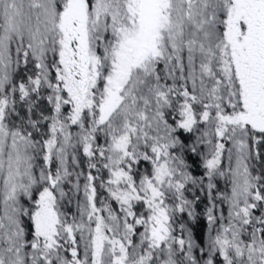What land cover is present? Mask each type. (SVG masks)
<instances>
[{
  "label": "snow or ice",
  "instance_id": "snow-or-ice-1",
  "mask_svg": "<svg viewBox=\"0 0 264 264\" xmlns=\"http://www.w3.org/2000/svg\"><path fill=\"white\" fill-rule=\"evenodd\" d=\"M0 264H264V0H0Z\"/></svg>",
  "mask_w": 264,
  "mask_h": 264
},
{
  "label": "trees",
  "instance_id": "trees-1",
  "mask_svg": "<svg viewBox=\"0 0 264 264\" xmlns=\"http://www.w3.org/2000/svg\"><path fill=\"white\" fill-rule=\"evenodd\" d=\"M143 167H147V165H143ZM202 170H198L197 174H201ZM219 186L221 188L224 187V182L223 181H219ZM186 195L188 196L189 199H192V193L189 192V193H186ZM196 195H199L201 196V200L203 201V193L201 192H197ZM204 203H206V201H204L203 203H199L197 205V212L198 213H201V216L200 218L195 222V224H193V230H194V233L196 235V238L198 240H200L201 242H203L204 240H206V222L205 220L203 219V216H202V213H203V210H204ZM115 207V205H114ZM74 206H71L69 208V211H74ZM181 219L183 220H188V217L186 215L182 216Z\"/></svg>",
  "mask_w": 264,
  "mask_h": 264
}]
</instances>
